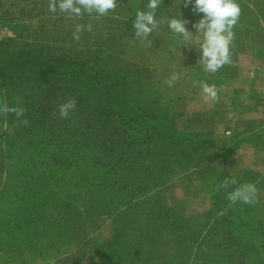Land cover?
I'll use <instances>...</instances> for the list:
<instances>
[{"label": "rangeland", "instance_id": "374dc122", "mask_svg": "<svg viewBox=\"0 0 264 264\" xmlns=\"http://www.w3.org/2000/svg\"><path fill=\"white\" fill-rule=\"evenodd\" d=\"M147 2L117 0L116 10L108 16L84 14L69 18L66 14L51 13L48 0H0V47L11 53L84 57L90 64L104 68V73L113 72L131 98L148 95L168 108L180 136L173 143L179 152L176 160L161 155V165L151 169L152 179L164 174L163 181L156 186L149 183L151 178L146 175L142 183L147 189L138 187L140 180L127 190L110 192L112 199L106 189L95 186L94 173L76 176L66 172L47 193L48 199H54V205L46 209L49 215L39 213L32 219L11 217L20 210L14 203L15 191H22L26 198L31 195L27 188L17 187L21 176L15 162L8 177L13 176L15 186L7 188L13 203L0 207L2 261L25 263L30 256L38 255V250L49 261L60 246L58 251L78 249V254L91 251L101 264H264V211L255 206L254 219L260 222L253 225V218L245 217L244 223L243 217L237 218L236 203L230 206L233 215L226 218L220 217L222 213L214 218L216 210L211 209L213 201L219 209L230 205L227 199L230 187L216 190L226 177H235L242 185L254 184L261 172L259 158L251 157L254 167L244 171L246 159L242 155L229 156L234 148L230 145L223 151H226L223 159L215 160L218 153L211 146V136L196 137L188 128L193 114L184 119L181 82L168 87L166 81L173 71L179 73L185 65L201 66L197 62L199 48L195 43L183 47L164 25L147 40L136 38L135 13L146 10ZM236 3L241 13L233 28L230 51L231 63L239 70L246 57L264 56V0H236ZM191 8V4L185 7L180 0H162L156 16L187 20L185 27L195 34L192 25L203 13L194 14ZM76 24L92 26L90 32L81 34L79 42L71 35ZM5 127H8L5 123L1 124V131ZM161 144L160 151L168 153L172 149L166 141ZM4 147L1 142L0 161ZM80 165H87V161H81ZM36 178L42 180L43 174ZM261 192L257 190L256 199ZM232 222L237 229L228 234L226 229ZM249 242L255 249L246 253L244 244ZM58 264H73V258H63Z\"/></svg>", "mask_w": 264, "mask_h": 264}, {"label": "trees", "instance_id": "16d2710c", "mask_svg": "<svg viewBox=\"0 0 264 264\" xmlns=\"http://www.w3.org/2000/svg\"><path fill=\"white\" fill-rule=\"evenodd\" d=\"M104 70L81 56L11 53L0 47V105L7 103L9 107L25 110L19 119L13 113L0 114V125L8 126L2 131L0 128V150L1 142L5 146L0 161V207L12 202L7 188L15 186L11 181L13 176L8 178L15 162L17 174L21 176L17 187H25L31 194L26 198L22 191H15L14 203L20 210L11 215L12 218L20 215L32 219L39 213L49 215L46 209L54 205V199H48L47 193L66 172L76 176L94 173L95 186L106 189L110 195V192L127 190L140 180L138 187L147 189L142 178L150 177L151 169L161 165L160 156L175 160L179 156L173 143L180 136L168 108L148 95L131 98L124 93L114 73H104ZM69 98L76 99V108L66 119H61L58 105ZM23 120L28 123H22ZM161 141L172 148L168 153L158 150ZM81 161H87V165L81 166ZM79 168H83V172H79ZM38 174H43L42 180H37ZM163 176L150 177L149 183L156 186L163 181ZM241 185L237 181L229 187L233 191ZM23 206L26 208L21 209ZM255 206L256 203L246 205L237 201V218L243 217L242 223L245 217L253 218V225L260 222L254 219ZM211 209L216 210L214 218L219 217L218 213H222V218L233 215L230 205L219 209L213 201ZM231 225L226 229L228 234L236 232L235 222ZM59 247L55 255L67 251H58ZM254 249L251 242L244 244L246 253ZM68 250L76 253L78 249ZM42 253L38 250V255L33 256L50 262L44 260Z\"/></svg>", "mask_w": 264, "mask_h": 264}, {"label": "crops", "instance_id": "0c3cea01", "mask_svg": "<svg viewBox=\"0 0 264 264\" xmlns=\"http://www.w3.org/2000/svg\"><path fill=\"white\" fill-rule=\"evenodd\" d=\"M244 60L239 70L231 63L215 74L204 72L202 66L196 64L185 65L178 73L181 82L179 94L184 99L182 110L185 118H182L193 114L188 128L197 134L196 137L211 136V146L218 153L215 160L223 159L226 153L223 151L230 145L234 148L229 156L242 155L246 159L244 171L254 167L251 157L259 158L261 172L254 185L262 192L257 196L256 207L264 211V56L254 55ZM200 82L215 85L218 102L203 103ZM229 130L231 137L226 134ZM70 256L73 264H101L93 252L78 254L70 250L56 253L48 263L38 256H31L21 264H58ZM0 264L8 263L0 259Z\"/></svg>", "mask_w": 264, "mask_h": 264}, {"label": "clouds", "instance_id": "9594fccd", "mask_svg": "<svg viewBox=\"0 0 264 264\" xmlns=\"http://www.w3.org/2000/svg\"><path fill=\"white\" fill-rule=\"evenodd\" d=\"M185 7L192 5L191 11L194 14L203 13V17L192 27L195 34L189 31L185 25L187 20L180 18L162 16L157 19V9L162 0H148L146 10H137L133 21L134 36L141 40H147L149 35L162 25L166 26L173 37L178 38L183 47L196 44L199 48L198 63L206 73L215 74L223 66L231 63L230 45L234 40L233 28L237 24L241 8L236 0H180ZM117 8V0H48V10L51 13L66 14L69 18L81 17L84 14L95 17L108 16ZM91 24L85 26L76 24L72 31V39L79 42L84 31H91ZM180 79V75L173 71L166 81L168 87H174ZM200 96L205 104L219 101L215 85L204 82L199 83ZM76 108V99L69 98L58 105L57 113L61 119H66ZM24 109L9 107L7 103L0 105V114L13 113L18 119L23 116ZM22 123L27 124V120ZM237 184L235 177H226L218 186L227 189L230 185ZM257 189L254 184L245 183L233 191L228 192L227 199L230 206L237 201L242 204L251 205L256 203Z\"/></svg>", "mask_w": 264, "mask_h": 264}, {"label": "built area", "instance_id": "2783aa9c", "mask_svg": "<svg viewBox=\"0 0 264 264\" xmlns=\"http://www.w3.org/2000/svg\"><path fill=\"white\" fill-rule=\"evenodd\" d=\"M231 133V131L229 130V131H226V134H230Z\"/></svg>", "mask_w": 264, "mask_h": 264}]
</instances>
